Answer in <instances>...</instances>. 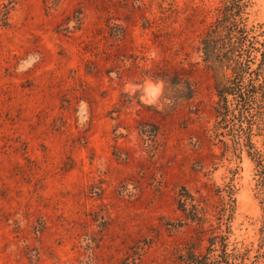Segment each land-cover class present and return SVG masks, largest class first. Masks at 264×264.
Returning a JSON list of instances; mask_svg holds the SVG:
<instances>
[{
	"label": "rangeland",
	"instance_id": "374dc122",
	"mask_svg": "<svg viewBox=\"0 0 264 264\" xmlns=\"http://www.w3.org/2000/svg\"><path fill=\"white\" fill-rule=\"evenodd\" d=\"M226 5L0 0V264H264V103L224 123L201 52Z\"/></svg>",
	"mask_w": 264,
	"mask_h": 264
},
{
	"label": "trees",
	"instance_id": "16d2710c",
	"mask_svg": "<svg viewBox=\"0 0 264 264\" xmlns=\"http://www.w3.org/2000/svg\"><path fill=\"white\" fill-rule=\"evenodd\" d=\"M227 5L220 13L201 41L203 62L212 71L215 81L216 103L215 113L227 123V118L234 125L241 123L251 116L262 101L264 103V53L256 69H252L253 47L252 37L244 24L245 0H226ZM231 76H227V72ZM167 82L168 76H163ZM229 97L231 99H229ZM189 99V98H185ZM260 113V112H258ZM195 211L193 219L199 220ZM215 239H211L210 246H214ZM197 242L186 244L187 260L185 264H220V261H209L207 257L197 255ZM222 255L217 258H228L226 246L221 244ZM211 251V249H208ZM264 263V249L257 257ZM225 264H229L226 260ZM254 264H259L256 261Z\"/></svg>",
	"mask_w": 264,
	"mask_h": 264
}]
</instances>
